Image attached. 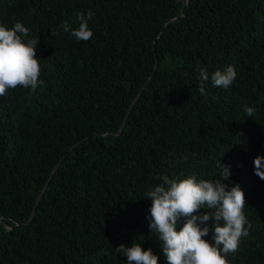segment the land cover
Masks as SVG:
<instances>
[{"label": "trees", "instance_id": "trees-1", "mask_svg": "<svg viewBox=\"0 0 264 264\" xmlns=\"http://www.w3.org/2000/svg\"><path fill=\"white\" fill-rule=\"evenodd\" d=\"M89 10L77 42L63 24ZM17 21L39 39L44 84L0 97V264H128L114 250L134 242L167 264L144 193L162 175L218 179L220 164L251 224L225 258L264 264V0H0V24ZM228 65L232 85L201 95L198 66Z\"/></svg>", "mask_w": 264, "mask_h": 264}, {"label": "clouds", "instance_id": "clouds-1", "mask_svg": "<svg viewBox=\"0 0 264 264\" xmlns=\"http://www.w3.org/2000/svg\"><path fill=\"white\" fill-rule=\"evenodd\" d=\"M94 15L91 10L87 14L76 13L78 28L65 21L63 31L77 42L89 41L93 36L89 20ZM30 36V29L22 22L17 21L11 28L0 24V97L18 86L34 92L44 84L39 79L41 69L36 56L39 39ZM197 71L201 95H206L205 84L209 79L214 87L228 89L237 76L231 65L216 69L210 77L204 66H198ZM244 111L252 117L255 110L245 106ZM253 164L254 174L264 180V156L255 157ZM216 177L219 178L198 181L194 175L182 179L157 176L160 183L144 193L151 201L149 228L162 242L167 264H229L225 256L237 252L242 237L249 235L251 224L244 213V192L238 184L229 189L224 183L229 180L230 166L220 164ZM201 208L210 211L198 214ZM210 219L214 221V231L209 242L203 237L209 234L206 225ZM181 220L183 226L177 230ZM114 251L117 256H125L128 264H158L151 248L143 250L140 243L134 242L130 247L121 244Z\"/></svg>", "mask_w": 264, "mask_h": 264}, {"label": "water", "instance_id": "water-1", "mask_svg": "<svg viewBox=\"0 0 264 264\" xmlns=\"http://www.w3.org/2000/svg\"><path fill=\"white\" fill-rule=\"evenodd\" d=\"M182 15H183V13H182V11H181V13H180V15L178 16V18L181 17ZM168 22H169V21H168ZM162 29H163V28H162ZM161 32H162V30H161ZM145 85H146V83H145ZM145 85H144V86H145ZM144 86H143V87H144ZM142 89H143V88H142ZM142 89H140V91H139V92L135 95V97L132 99V101H131V103H130V105H129V108H128V110H127V113H126L125 119L127 118V115L129 114V112H130V110L132 109L133 105L135 104V102H136L137 99L139 98V96H140V94H141V92H142ZM124 122H125V120L122 122V124H121L119 130L117 131V133H120V132H121V129H122V126H123ZM79 143H80V141L77 142V143H75L74 145H72V146L70 147L69 150L73 149L74 146H76V145L79 144ZM65 155H66V154H64V155H63V156H62V157L56 162V164L54 165V167H53V169H52V171H51V173H50V175H49L47 181L45 182V184L43 185L42 189L40 190V192H39L38 195L36 196V201H35V204H34V207H33L32 211H31L30 217L34 214L36 204L39 202V200H40V198H41V196H42V194H43V192H44V190H45V188H46V185H47L49 179H50V178L52 177V175L55 173V171L57 170V168H58L59 165L61 164V162H62V160H63V158H64Z\"/></svg>", "mask_w": 264, "mask_h": 264}]
</instances>
